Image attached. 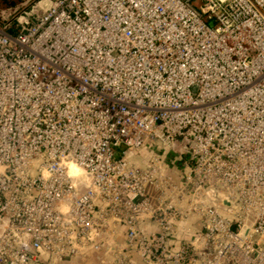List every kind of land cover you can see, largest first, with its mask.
<instances>
[{
  "label": "built area",
  "instance_id": "obj_1",
  "mask_svg": "<svg viewBox=\"0 0 264 264\" xmlns=\"http://www.w3.org/2000/svg\"><path fill=\"white\" fill-rule=\"evenodd\" d=\"M198 2L0 26V264H264V0Z\"/></svg>",
  "mask_w": 264,
  "mask_h": 264
},
{
  "label": "rangeland",
  "instance_id": "obj_2",
  "mask_svg": "<svg viewBox=\"0 0 264 264\" xmlns=\"http://www.w3.org/2000/svg\"><path fill=\"white\" fill-rule=\"evenodd\" d=\"M53 0H0V22L3 23H10V20L14 17H19L18 21L22 22L24 21V18L21 16L23 15V12H27V7H30V11L27 12L29 14H33L36 18L39 17L43 11L51 5ZM193 4L197 7L198 10H200V3L198 0H193ZM208 25H213V21H208ZM148 155L146 154L144 157L139 155H134L132 157V160L142 165L143 162L147 159ZM41 163L40 159L36 158L33 161V167L30 170L29 174L30 176H36L37 175V167ZM68 262L67 264H69ZM71 264H93V263H83L79 261H75Z\"/></svg>",
  "mask_w": 264,
  "mask_h": 264
},
{
  "label": "trees",
  "instance_id": "obj_3",
  "mask_svg": "<svg viewBox=\"0 0 264 264\" xmlns=\"http://www.w3.org/2000/svg\"><path fill=\"white\" fill-rule=\"evenodd\" d=\"M26 11L29 12L30 7H27ZM27 12H23V15L21 16L22 18H24V21H26V24H24V22L22 23L18 21L19 17L16 16L10 20V23L7 22L5 24L3 22H0V26L5 28L8 33L14 34L20 31L22 28L26 27V25H33L37 18L33 14H29Z\"/></svg>",
  "mask_w": 264,
  "mask_h": 264
},
{
  "label": "bare ground",
  "instance_id": "obj_4",
  "mask_svg": "<svg viewBox=\"0 0 264 264\" xmlns=\"http://www.w3.org/2000/svg\"><path fill=\"white\" fill-rule=\"evenodd\" d=\"M82 170L81 168H79L76 165L73 164H69L68 166V175L72 176V177H79L80 175H82Z\"/></svg>",
  "mask_w": 264,
  "mask_h": 264
},
{
  "label": "crops",
  "instance_id": "obj_5",
  "mask_svg": "<svg viewBox=\"0 0 264 264\" xmlns=\"http://www.w3.org/2000/svg\"><path fill=\"white\" fill-rule=\"evenodd\" d=\"M71 263H73V262H70L69 264H71Z\"/></svg>",
  "mask_w": 264,
  "mask_h": 264
}]
</instances>
